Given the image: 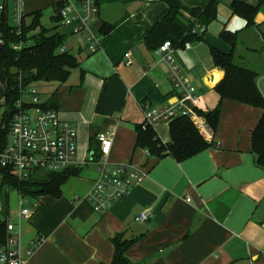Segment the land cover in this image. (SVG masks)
<instances>
[{"label": "crops", "instance_id": "1", "mask_svg": "<svg viewBox=\"0 0 264 264\" xmlns=\"http://www.w3.org/2000/svg\"><path fill=\"white\" fill-rule=\"evenodd\" d=\"M59 1L21 3L31 21L34 11L54 9ZM230 1L219 0L216 19L207 25L202 40L170 52L198 98L196 108L207 111L219 106L213 135L203 138L209 146L182 161L167 153L150 156L135 145L144 104L161 107L177 96L161 54L148 50L142 41L166 3L98 0L92 24L99 35L94 52L78 44L70 28L53 21L52 27L65 35L64 46L79 65L63 82L44 81L50 83L44 94L36 82L32 86L42 103L51 102L62 118L75 124L76 157L81 163L79 173L61 186L59 197L40 195L29 200L32 215L20 222L24 264H109L116 235L133 239L125 252L130 264H264V169L255 164L251 147V133L263 109L220 99L215 86L224 71L214 64L210 51L214 47L231 52L237 65L257 72L264 97V0L252 25L233 14ZM241 1L257 5L260 0ZM181 2L197 7L208 0ZM104 28L109 29L103 32ZM223 30L235 35L233 46L220 37ZM169 124L155 128L164 144L171 141ZM112 128L108 161L137 164L145 176L99 213L86 200L97 175L96 163L88 160L90 139L95 146L97 135ZM143 210L149 219L137 221ZM37 239L39 244L26 256Z\"/></svg>", "mask_w": 264, "mask_h": 264}, {"label": "trees", "instance_id": "2", "mask_svg": "<svg viewBox=\"0 0 264 264\" xmlns=\"http://www.w3.org/2000/svg\"><path fill=\"white\" fill-rule=\"evenodd\" d=\"M167 8L147 28L142 36L145 47L156 51L164 41H169L172 48H183L186 43L203 39L207 25L216 19V9L219 0H208L204 6L188 7L181 0H163ZM263 0L257 5H251L241 0H231L230 8L246 20L247 25L254 24V16ZM61 1L54 4V15L51 18L58 21L57 8ZM31 21L24 22L21 33L18 35L5 28V43L0 48V84L3 85V112L0 117V151L3 149L9 125L13 114V105L18 97V78L24 84L37 81H65L71 70L79 65L76 56L63 49L65 35L56 31V26L47 28L41 26V10L32 14ZM109 28L102 29L107 32ZM220 37L231 46L235 44V35L223 30ZM23 42L20 50H15L11 44ZM211 56L216 66L224 71L222 80L215 86L220 99H232L247 105L263 109V113L252 130L251 147L255 164L264 169V97L257 86L258 74L254 70L237 65L233 61L231 52H222L210 47ZM43 107H53L43 103ZM197 112L204 116L210 126L215 130L219 119V106L213 110ZM137 147L145 149L150 156L162 157L167 153L177 161L190 158L209 144L203 139L193 122L187 116H177L169 124L171 141L164 144L157 137L151 127L136 126ZM90 150L93 158L100 155L98 140L95 146L91 144ZM80 168L70 166L66 169L53 172H34L26 180H18L13 172L0 166V196L4 199V210L7 213L8 190H17L25 196L38 197L40 195L60 196V188L71 176L77 175ZM5 188V189H3ZM3 224L0 232H3ZM114 253L109 264H130L125 252L133 239H125L121 235L113 238Z\"/></svg>", "mask_w": 264, "mask_h": 264}, {"label": "built area", "instance_id": "3", "mask_svg": "<svg viewBox=\"0 0 264 264\" xmlns=\"http://www.w3.org/2000/svg\"><path fill=\"white\" fill-rule=\"evenodd\" d=\"M57 8L59 24L70 28L77 43L83 44L90 52L96 50L99 35L93 29V21L98 11V0H60ZM21 0H0V48L5 43V28L11 27L16 34H20L24 20ZM23 42L11 44L15 50H20ZM188 43L184 47H188ZM63 49H66L65 46ZM172 48L169 41H164L156 50L162 56L168 73L174 83L177 93L173 103L161 107L144 104L142 108V128L156 126L162 122H170L177 116H187L195 125L198 132L205 139L213 135V128L205 117L197 112V96L193 93L190 83L180 72L173 58L170 56ZM127 59L126 64H130ZM18 78V97L14 101L13 114L9 125L6 143L0 151V166L13 172L18 180L28 179L34 172H59L70 166L80 165L76 157L77 130L72 121L61 117L59 111L53 107H43L39 93L32 83L22 84ZM3 106V105H2ZM1 117V116H0ZM100 155L92 160L97 166V175L92 188L86 195V200L92 208L104 213L117 200L128 194L145 176V171L132 162L110 163L108 156L114 141L113 128L108 132L97 135ZM146 151V150H145ZM146 154L148 152L146 151ZM149 155V154H148ZM86 163V162H85ZM17 191V190H16ZM19 194L17 207L12 217L0 205V264H24L25 255L21 248L20 222L32 215L27 196ZM189 201V198L185 199ZM150 214L143 210L136 216V220H148ZM40 239L34 240L26 256H29Z\"/></svg>", "mask_w": 264, "mask_h": 264}, {"label": "rangeland", "instance_id": "4", "mask_svg": "<svg viewBox=\"0 0 264 264\" xmlns=\"http://www.w3.org/2000/svg\"><path fill=\"white\" fill-rule=\"evenodd\" d=\"M43 14L41 15V18H40V23H41V26L43 27H52L53 25H55V23H60L59 20L56 21L55 19L51 20L50 19V16L53 14V7L49 6L47 8L44 9V11L42 12ZM24 20L26 23H28L30 21V17L28 15H25L24 16ZM55 21V23L53 22ZM71 40L75 41L74 38H71ZM70 40V41H71ZM66 42V41H65ZM48 84L50 83H45L44 81H37L36 82V88L39 92L43 93L44 94V89L46 87H48ZM3 85L0 84V116L3 112V106H2V102H3ZM5 189V188H3ZM18 197H19V194L16 190H8V193H7V206H8V209H9V216L12 217V214L15 212L16 210V207H17V200H18ZM33 197H29L27 196V200L31 201L33 200L32 199ZM4 202V199L2 198V196H0V205Z\"/></svg>", "mask_w": 264, "mask_h": 264}, {"label": "water", "instance_id": "5", "mask_svg": "<svg viewBox=\"0 0 264 264\" xmlns=\"http://www.w3.org/2000/svg\"><path fill=\"white\" fill-rule=\"evenodd\" d=\"M164 63V62H163ZM165 64V63H164ZM166 65V64H165ZM92 153L93 152H90V155H89V157H88V160H90V159H92Z\"/></svg>", "mask_w": 264, "mask_h": 264}]
</instances>
